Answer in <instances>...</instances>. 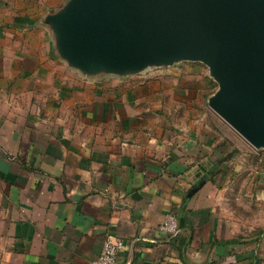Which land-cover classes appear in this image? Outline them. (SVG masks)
<instances>
[{
  "label": "crops",
  "instance_id": "1",
  "mask_svg": "<svg viewBox=\"0 0 264 264\" xmlns=\"http://www.w3.org/2000/svg\"><path fill=\"white\" fill-rule=\"evenodd\" d=\"M66 1L0 0V264H89L108 234L114 264H264V151L208 107L207 68L84 77L43 24Z\"/></svg>",
  "mask_w": 264,
  "mask_h": 264
},
{
  "label": "water",
  "instance_id": "2",
  "mask_svg": "<svg viewBox=\"0 0 264 264\" xmlns=\"http://www.w3.org/2000/svg\"><path fill=\"white\" fill-rule=\"evenodd\" d=\"M43 24L57 57L90 79L203 65L208 107L264 151V0H67Z\"/></svg>",
  "mask_w": 264,
  "mask_h": 264
},
{
  "label": "built area",
  "instance_id": "3",
  "mask_svg": "<svg viewBox=\"0 0 264 264\" xmlns=\"http://www.w3.org/2000/svg\"><path fill=\"white\" fill-rule=\"evenodd\" d=\"M159 230L169 236H176L178 233L176 217L172 213L167 214L159 225ZM122 248L123 241L114 235L108 234L103 241L98 257L92 260L89 264H114L116 257Z\"/></svg>",
  "mask_w": 264,
  "mask_h": 264
},
{
  "label": "rangeland",
  "instance_id": "4",
  "mask_svg": "<svg viewBox=\"0 0 264 264\" xmlns=\"http://www.w3.org/2000/svg\"><path fill=\"white\" fill-rule=\"evenodd\" d=\"M170 72V71H169ZM176 73H174V72H170L171 73V75L172 76H174V75H178L179 77H175L174 76V78H177L176 80H179V81H181V79H182V77L181 76H183V74H185L184 73V71H175ZM203 74L206 72V68H203ZM160 73H163V71H155V72H153L149 77L150 78H155V77H157L158 75H160ZM167 78V80H166V82H164L163 83V85H165V86H169V88H176V85H175V83L174 82H170V78L169 77H166ZM183 83V82H182ZM215 90V86L213 85V84H211V87H210V93L211 92H213ZM228 137H230V138H232V136L230 135V136H228Z\"/></svg>",
  "mask_w": 264,
  "mask_h": 264
}]
</instances>
